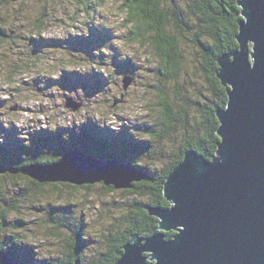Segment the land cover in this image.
<instances>
[{"label":"rangeland","instance_id":"obj_1","mask_svg":"<svg viewBox=\"0 0 264 264\" xmlns=\"http://www.w3.org/2000/svg\"><path fill=\"white\" fill-rule=\"evenodd\" d=\"M169 1L173 7L179 8L182 13H187L185 11L186 8L183 6L185 0ZM15 2L16 0H0V4L5 6ZM75 3L84 5L83 8H76V15H80L81 12L83 13L81 27L79 28L80 35L75 37L69 36L66 41L27 35L24 31H21L25 28V25H19L18 28L3 29L1 27L6 35L0 33V46L6 41L11 42L17 48L24 49L23 52L19 53L21 56L31 55L36 58L61 57L65 64L96 65V67L85 70V74L83 75L77 69H65L59 81L38 77L34 82H24L26 85L30 84L32 87H39L43 82L49 90L59 85L61 91L57 95L65 96V103L62 106L63 112H61V106H48L47 110L51 111V116L44 115L45 109L42 108L40 112L35 114L36 120L26 128L18 129L14 125L7 127L0 126V135L3 136L4 140L3 144H0V147L4 151V153L0 151V164L7 166V168L20 169L25 165L38 163V159L46 161L47 159L54 158L55 155L59 154L62 145L65 144V140L69 142L72 139V142L78 141L81 145L84 143L82 140L85 137L83 133L84 129L88 126H95V124L99 128H101L102 124L104 125L100 129V132L104 135L112 134L118 138L122 136H127L128 138L129 136L137 142L147 138L153 139L145 131L146 126L154 128L152 133H155L158 128L157 115L162 111L156 89L159 87L160 81H162L160 82L162 85L166 82L165 78L161 80V75L158 76L156 73V68L161 61L156 62L155 67L145 68L144 65L136 64L131 60H120L119 52L115 49L113 51L116 54L107 57L103 52H100V48L112 39L111 32L103 26H97L94 23L96 12L91 0H75ZM87 7L88 11H86ZM169 9L171 10V8ZM42 15H47L46 10L42 12ZM2 20L3 17H0V21ZM184 20L185 23L176 25L174 30L177 34L183 32V40L186 39L182 43L186 46L187 54H189L190 61L192 62L188 67L189 69L192 68L191 77L195 81H191L190 77L185 78L183 93L187 88L198 87V80L200 79L197 78L198 74L196 72L199 70L198 67L200 66L201 68L202 65L200 64L201 58L190 42L195 33L193 31L199 27L198 19L193 18L187 13ZM84 32L88 34L86 38L83 36ZM38 37L41 40L37 43L45 46L34 44L33 40L38 39ZM101 67L110 68V73L106 75L104 72H100L99 69ZM89 72L90 74H88ZM144 72L149 73L155 82L153 83L149 76L143 75L142 73ZM128 76L133 77V81L125 89L123 81ZM117 83H119L120 88L123 90V95L119 97L113 95V108L119 107L120 104L124 103V97L129 95L128 89L134 87L136 89L146 88L149 90L144 93L134 91L131 95H139L141 99H146L148 101L146 107L150 111L134 118L117 115L114 124H107L103 120L96 121L94 117H89L83 123L72 119L69 126L70 114L72 112H79V107L76 110L72 107H66V101L68 102V99H72L75 104H79V97L76 96L74 91L76 88H83L87 95L95 96L98 91L111 90ZM49 95H51L50 92ZM102 102L107 103V100ZM42 115H44V119H39ZM61 119L64 120L63 125L59 123ZM218 122L220 126L221 122L219 118ZM53 123L56 124L54 129L50 126ZM45 135L48 138H45ZM154 144L155 150L151 153L146 152L143 157L148 158L149 155L157 152L154 156H157L159 159L154 160V162L164 164L171 151L180 152L182 139L179 135L175 134L172 136L168 147L161 146L156 140H154ZM78 148L82 149V145L81 147L72 146L70 150ZM191 149L197 151L194 148H190L188 151ZM214 155H217V153L215 152ZM204 157L207 158L205 155ZM133 159L137 163L142 164L137 154L133 156ZM142 162H144V159H142ZM138 171L143 172L140 169ZM57 183L58 186L56 188L46 185L48 187L45 191L46 198H43L41 194H36L35 186L27 175L21 172H0V199H2L0 200V213L6 219L5 222L0 224V243L5 246V248L0 250L6 251V248L13 249V254L9 255L12 260H17L24 264H33L34 257L40 256L41 259L36 261L37 264H44V262L45 264L50 262L56 264L66 263L69 255L70 257L72 255L76 257L79 254V256H84L85 259L83 261L85 263H93V261L100 260L109 253L116 234L122 231V229L128 228V224H131L132 220H134L135 213L133 210H129L133 194L124 193L123 188H112L106 186L104 182L84 184L91 185L90 188L74 184H71L72 186H65L63 182ZM47 191L52 192V194ZM60 200L64 202H56ZM73 201L77 202L74 203ZM5 203L10 205L8 206ZM30 236H39L40 240L33 243L29 240ZM126 243L123 246L120 258L125 254L124 247ZM18 254L21 255L17 256ZM143 255L149 256L147 262L151 261V254L145 252ZM76 260L78 261L79 259Z\"/></svg>","mask_w":264,"mask_h":264},{"label":"water","instance_id":"obj_2","mask_svg":"<svg viewBox=\"0 0 264 264\" xmlns=\"http://www.w3.org/2000/svg\"><path fill=\"white\" fill-rule=\"evenodd\" d=\"M237 3L239 47L217 60V76L229 96L226 107L216 111L217 155L209 159L186 151L164 183L171 205L147 206L159 228L149 237L133 235L116 264H264V0ZM124 82L126 89L131 81ZM66 107L76 110L79 104L68 99ZM72 150L53 163L0 165V172H21L41 183L104 182L115 188H131L145 177L130 163ZM172 230L176 234L168 239ZM19 263L0 250V264Z\"/></svg>","mask_w":264,"mask_h":264},{"label":"trees","instance_id":"obj_3","mask_svg":"<svg viewBox=\"0 0 264 264\" xmlns=\"http://www.w3.org/2000/svg\"><path fill=\"white\" fill-rule=\"evenodd\" d=\"M147 2L152 4L153 0H147ZM184 3L185 11L193 18L198 19L199 27L193 31L195 33L190 40L192 47L195 48L196 53L201 58V68L199 66V70L196 72L198 74L197 78L200 79L198 80V87L187 88L183 93L184 79L189 77L191 81H195V79L191 77L192 68L189 69L188 66L192 62L190 61L189 54H187L186 46L182 43L186 39L183 40V32L177 34L174 27L185 23L184 19L187 13H182L179 8L173 7L168 0H155L158 13L156 16L157 31L167 37L169 47L168 51L163 53L167 59V63L161 61L156 68L157 70L155 69L157 75H161V80L165 78L166 82L162 85L160 83L162 81H160L159 87L156 89L162 111L157 115L158 128L155 133H152L153 127H145V131L153 139L147 138L137 142L129 136L128 138L127 136L118 138L112 134L104 135L100 132L101 128L96 124L95 126L86 127L83 131L85 134V137L82 139L84 143L81 144L83 151L101 159H118L131 163L144 172L145 177L142 180L134 181L131 188H123L124 193L133 194L129 210H133L135 213L134 220H132L131 224H128V228H124L116 234L109 253L100 260L93 261V263H85L83 261L85 259L84 256L77 254L76 257L74 255L70 257L69 255L66 263L56 264H74L77 261L76 259H79V264H116L123 252L124 244L134 234L141 237H149L159 228V218L152 215L147 206L169 207L171 205L164 195V183L170 173L182 162L186 151L194 148L211 159L218 148L220 137L217 134L219 122L216 111L218 108L226 107L228 102V87L223 85L217 76L219 69L217 60L224 53L233 51L239 47L236 36L239 32V23L242 18L240 13L241 8L237 0H185ZM88 10L87 7L86 11ZM2 28L0 27V33L6 35ZM40 40V37L33 40L34 44L39 45L37 42ZM175 134L181 137L182 148L178 153L175 150L171 151L163 167L158 168L154 166V160L159 159L157 156H154L157 152L149 155L148 158L143 157L146 152L151 153L155 150L154 140L161 146L168 147L172 136ZM44 137L48 138L47 135ZM71 142V140L69 142L65 140V144L62 145L63 148L61 147L59 154L55 155L54 158L47 159L46 161L38 159L37 162H44L45 164L56 162L72 146L81 147L78 141ZM70 144H72L71 147H69ZM0 151L4 153L1 147ZM135 154L138 155L142 164L134 161L133 156ZM142 159H144V162H142ZM27 177L30 176L27 175ZM31 183L35 186L36 194H41L43 198H46L45 191L48 188L46 185L52 188L58 186V183L46 182L48 183L46 184L38 182L33 178H31ZM64 185L72 186L70 183H64ZM82 186L90 188L91 185ZM109 187L115 188L112 185ZM7 205L9 206L10 204ZM1 215L0 213V224L6 220L5 216L2 217L3 215ZM174 234L176 232L173 230L166 232L168 239L173 238ZM3 248L5 246L0 243V249ZM6 250L10 255L13 254V249L6 248ZM20 255L18 254L17 256ZM46 264L54 263L50 262Z\"/></svg>","mask_w":264,"mask_h":264},{"label":"clouds","instance_id":"obj_4","mask_svg":"<svg viewBox=\"0 0 264 264\" xmlns=\"http://www.w3.org/2000/svg\"><path fill=\"white\" fill-rule=\"evenodd\" d=\"M91 2L96 12L94 23L109 30L112 35V39L100 48V52L111 57L116 54L113 51L115 49L119 52L120 60H131L144 65L145 68L155 67L158 61L167 63L163 53L168 51V39L157 31L158 13L155 0L152 4L147 0H91ZM83 7V4H77L75 0H16L8 6L0 4V17H3L0 27L18 28L19 25H25L21 31L27 35L66 41L69 36L80 35L83 13L76 15V8ZM45 10L47 15L43 16L42 12ZM87 35V32L83 33L85 38ZM23 51V48H17L7 41L0 46V126L14 125L18 129L26 128L36 120L35 114L42 108L45 109L44 115L51 116V111L47 109L52 105L61 106L63 112L65 96L57 95L61 91L59 85L49 90L43 82L39 87H32L24 82H34L38 77L59 81L65 69H77L83 75L85 70L96 67L95 64H65L61 57L36 58L31 55H19ZM99 71L108 75L111 69L101 67ZM142 74L152 79L149 73ZM152 82L155 80L152 79ZM74 91L79 97V112L70 114L69 126L72 119L83 123L89 117H94L96 121L103 120L107 124H114L117 115L134 118L150 111L146 107L148 103L146 99H141L139 95H131L134 91L139 93L149 91L146 88L130 87L129 95L124 97V103L116 108L112 107L113 95L116 97L123 95L119 83L109 91H98L95 96L87 95L83 88H76ZM104 100H107V103L102 102ZM44 115L39 119H44ZM59 123L63 125L64 120L61 119ZM50 126L54 129L56 124ZM103 127L102 124L101 128ZM3 142V136L0 135V144ZM154 166L163 167V163L155 162ZM29 240L35 243L40 237L30 236ZM40 259V256L34 257L33 264Z\"/></svg>","mask_w":264,"mask_h":264},{"label":"bare ground","instance_id":"obj_5","mask_svg":"<svg viewBox=\"0 0 264 264\" xmlns=\"http://www.w3.org/2000/svg\"><path fill=\"white\" fill-rule=\"evenodd\" d=\"M219 78V77H218ZM220 79V78H219ZM128 80H130L131 82L133 81V77H129L128 76ZM221 80V79H220ZM77 150V149H76ZM79 150H82V149H79ZM79 150H77V151H79ZM69 151V150H68ZM71 151H73V150H71ZM70 151V152H71ZM67 152V151H66ZM65 152V153H66ZM39 154V153H38ZM75 156H80V155H75ZM101 159V158H100ZM212 159V158H211ZM16 167V166H15ZM137 169V168H136ZM138 170V169H137ZM141 172V171H140ZM2 173H4V172H2ZM12 173V172H11ZM15 173H18V172H15ZM142 174L144 173V172H141ZM64 184V183H63ZM6 252H7V254H8V256L10 255L9 253H8V251L6 250ZM9 259V258H8ZM13 262H17V263H19L18 261H16V260H13ZM77 263H79V261H77ZM20 264V263H19Z\"/></svg>","mask_w":264,"mask_h":264},{"label":"flooded vegetation","instance_id":"obj_6","mask_svg":"<svg viewBox=\"0 0 264 264\" xmlns=\"http://www.w3.org/2000/svg\"><path fill=\"white\" fill-rule=\"evenodd\" d=\"M71 141H72V139H71ZM70 147V146H69ZM34 160V159H33Z\"/></svg>","mask_w":264,"mask_h":264}]
</instances>
